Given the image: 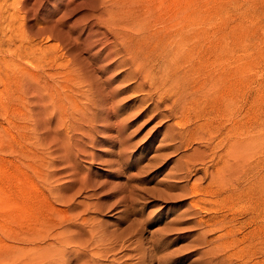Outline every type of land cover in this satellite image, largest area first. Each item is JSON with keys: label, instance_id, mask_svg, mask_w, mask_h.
I'll use <instances>...</instances> for the list:
<instances>
[{"label": "rangeland", "instance_id": "374dc122", "mask_svg": "<svg viewBox=\"0 0 264 264\" xmlns=\"http://www.w3.org/2000/svg\"><path fill=\"white\" fill-rule=\"evenodd\" d=\"M67 216L92 264H264V0H0V264L88 263Z\"/></svg>", "mask_w": 264, "mask_h": 264}, {"label": "bare ground", "instance_id": "6f19581e", "mask_svg": "<svg viewBox=\"0 0 264 264\" xmlns=\"http://www.w3.org/2000/svg\"><path fill=\"white\" fill-rule=\"evenodd\" d=\"M174 179H176V178H174ZM190 194L192 195V197H193V201H191V203H190V207L191 208H196L197 207V205H198V203L200 202V200H201V194H200V191L198 190V188H196V187H192L191 189H190ZM108 196H113V195H108ZM72 222H74V219L72 218V217H69V216H67L66 217V219H65V221H63L62 222V224H60L58 227H60L61 228V230H63L61 233H59L58 235H57V237H54V238H56L57 239V241H58V243H60V244H64V242H66L67 243V245L69 244V245H77V250H75L76 248H74V250H75V252H77V251H80L81 249H83L84 251H85V246H86V249H87V252L89 251V250H91L90 249V247H91V244H92V246H93V244L94 245H96L97 246V249H96V251L94 250L93 252H92V260H88L89 262H90V264H92L91 262H97L98 261V259L100 258L101 259V257L102 258H105L104 256H108L110 253H113V249H103V251L101 250V248L99 247V245H97L100 241L99 240H94V242L91 240L90 241V238L88 239V241L90 242L89 244H87L84 240H81V241H75L74 240V238H73V233L71 232V228H72V226H70L71 225V223ZM211 222H212V220L211 221H209V222H207V224H206V228L208 229V232L210 233V232H213V231H216L217 229H215L216 228V224H212V225H210L211 224ZM65 224V226H63ZM78 226H81L79 229H84L85 227H87L88 228V226H89V228H91L92 230H94V231H98V230H96V228H95V224H93V223H88V222H85V223H81L80 225H78ZM222 232H225V234H226V229H227V227L224 225V226H222V227H220L219 228ZM79 232H76V234H77V236L78 235H80V231H84V230H78ZM98 234H99V232H97ZM225 234H223L222 233V235H221V237H220V239L219 240H217L218 241V246L217 245H215V241H211V242H207V244L208 245H213L214 247H217L218 249H220V248H222L223 247V245H224V236H225ZM81 236V235H80ZM79 236V237H80ZM80 238H83V236L82 237H80ZM91 238L92 239H96L97 237L93 234V235H91ZM65 239H70V241H64ZM119 239V238H118ZM218 239V238H217ZM122 240H124V239H121V241ZM86 243V244H85ZM103 245H104V243H102ZM73 245V246H74ZM159 245V244H158ZM96 246H94V249H95V247ZM75 247V246H74ZM154 247V249H157V254L161 251V250H163L162 249V246H153ZM92 248V247H91ZM100 248V249H99ZM104 248V247H103ZM122 248H123V246H122ZM73 250V251H74ZM83 252V251H82ZM163 252V251H162ZM74 253V252H73ZM77 253H79V252H77ZM81 253V252H80ZM79 253V254H80ZM75 254V253H74ZM76 255V254H75ZM78 255V254H77ZM89 255V254H88ZM91 256V255H90ZM89 256V257H90ZM146 256V255H145ZM76 257V256H75ZM82 257H84V258H87V255H86V253H81L80 255H78L77 256V259L76 258H74L77 262H78V260H80V259H82ZM171 258H173V257H171ZM171 258H168V257H165V256H162V257H158V256H156L155 257V259H154V264L156 263V264H175L176 263V260H174V259H171ZM88 259V258H87ZM90 259V258H89ZM225 259L226 260H229V264H233V262H232V260H231V262H230V259H227L226 257H225ZM84 260H86V259H84ZM83 261V260H82ZM100 261V260H99ZM98 261V262H99ZM178 261V260H177ZM81 262V261H80ZM89 262L88 263H84V264H89ZM83 263V262H82ZM98 264V263H97ZM122 264V263H121Z\"/></svg>", "mask_w": 264, "mask_h": 264}]
</instances>
